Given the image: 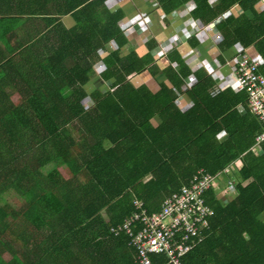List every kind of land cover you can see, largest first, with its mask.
<instances>
[{"label":"trees","instance_id":"obj_1","mask_svg":"<svg viewBox=\"0 0 264 264\" xmlns=\"http://www.w3.org/2000/svg\"><path fill=\"white\" fill-rule=\"evenodd\" d=\"M109 1L0 0V264H138L128 237L111 233L134 202L159 213L199 169L229 168L236 188L230 200L207 194L215 216L185 262L264 264V153L252 151L264 126L248 95L215 89L205 70L191 75L185 62L170 67L168 79L178 88L195 76L187 111L168 86L158 94L134 87L129 77L148 63L136 53L120 58L124 13H112ZM155 1L166 14L192 4L194 20L207 24L232 5L250 9L260 0ZM66 17L76 26L66 28ZM222 20V49L256 45L264 56V24L249 21L264 20V11ZM111 41L119 49L103 78L115 79L114 91L89 93ZM151 259L167 264L162 255Z\"/></svg>","mask_w":264,"mask_h":264},{"label":"built area","instance_id":"obj_2","mask_svg":"<svg viewBox=\"0 0 264 264\" xmlns=\"http://www.w3.org/2000/svg\"><path fill=\"white\" fill-rule=\"evenodd\" d=\"M146 22L147 20L140 16L132 23ZM212 31L217 35L216 42L220 41L222 37L216 22L212 26ZM169 44L173 46V43ZM116 46V43L112 42L107 48L114 52ZM234 48L233 58H227L221 63L217 59L210 63L207 59H197L192 69L204 68L217 81L215 89L220 91L232 89L236 94L246 92L250 111L264 126V75L260 73L263 61L250 57L244 48L238 46ZM222 68L231 69L232 75L229 80L228 78L224 80ZM195 83V77L189 76L185 80L186 90H190ZM182 99L184 96L177 94L175 104L178 109L186 111L189 105H185ZM239 111L241 115H245L247 110L240 106ZM263 143L264 132L257 137L252 151L263 154L261 148ZM232 174V168L218 175H213L206 169H199L188 185L182 186L179 191L167 197L159 213L151 215L142 202L135 201V212L121 225L112 227L111 233L115 237L123 235L128 237V244L135 250L138 264H153L151 259L153 255L165 256L167 264H186L187 255L205 241L207 231L211 228V219L215 216L214 210L207 204V194L211 190L222 189L223 182L227 183L228 192L234 191L237 181L227 178Z\"/></svg>","mask_w":264,"mask_h":264},{"label":"crops","instance_id":"obj_3","mask_svg":"<svg viewBox=\"0 0 264 264\" xmlns=\"http://www.w3.org/2000/svg\"><path fill=\"white\" fill-rule=\"evenodd\" d=\"M218 3V1H212L211 4L215 5ZM107 6L112 13L120 10L124 13L121 28L126 43L121 47V50H119L120 58L123 59L131 53H136L139 58L145 59L148 63V68L146 70L141 73H134L129 77L130 82L134 87L139 89L145 88L153 94H158L164 85L168 86L169 89L173 90L174 98L177 97V94L184 96L182 102H184L185 105H189V109L193 102L190 100L187 92H185L187 91L185 83L178 87L179 89L174 86V83L168 79V69L170 67L176 70L177 67H181V65L179 66L180 63L184 64L185 62V65L190 69L192 75L195 71L200 70V68L195 70L192 69V65L197 59H207L209 63L214 59H217L220 63L225 62L227 58L230 59L234 57L235 46L244 48L250 57L261 59L263 61L262 67H264V56L258 51L256 45H251L246 48L242 44L237 43L231 45L232 48L222 49L220 46V42L223 39L222 35L219 33L222 38L220 41L216 42L217 35L213 34L212 31V26L215 22L217 27L219 23L223 21L222 19H224V16L232 14L234 17L240 18L246 15L250 19H253L256 12L260 13L264 11V0H260L250 9H242L239 5H232L231 9L224 13V16L222 15L219 17V20H213L207 24L199 20H194V17L190 13L193 6L192 4H190L189 7L181 8L177 10V12L174 11L171 14H166L162 11L155 0H110ZM140 16L145 18L147 22L144 24L132 23ZM27 20H29V22H37V20L31 18ZM42 21L43 20L40 22ZM235 21L240 22V20ZM249 21L255 22L256 24H264V20ZM194 22H196V24H193ZM62 23L68 29L75 27L77 24L72 17L64 18ZM112 42L115 41H111V43ZM190 42H195V45L191 46ZM169 43H173V46H170ZM118 49L119 47L117 45L115 51ZM103 50L104 49L100 51L101 60L96 64L94 74L87 85L89 93L95 91H102L103 93L114 91L113 86L115 84V79L105 80L103 78V74L108 69L105 60L112 55V52L110 50H105L103 52ZM202 69L205 70L204 68H201V70ZM221 72L224 80L226 78H228V80L231 78V69L222 68ZM188 77L185 78V80H187ZM211 77L214 79L216 85L217 81L213 76ZM85 104L90 107L93 102L89 98ZM152 122L156 128L163 124L159 116L154 117ZM221 186L223 188L218 189L216 191L217 194L224 200H230L232 193H229L227 189H225L224 182Z\"/></svg>","mask_w":264,"mask_h":264},{"label":"rangeland","instance_id":"obj_4","mask_svg":"<svg viewBox=\"0 0 264 264\" xmlns=\"http://www.w3.org/2000/svg\"><path fill=\"white\" fill-rule=\"evenodd\" d=\"M234 173H239V172H238V170H237V169H235V170H234ZM234 177H235V178H237V175H236V176H234ZM224 184H225V189H227V183H226V182H224Z\"/></svg>","mask_w":264,"mask_h":264}]
</instances>
